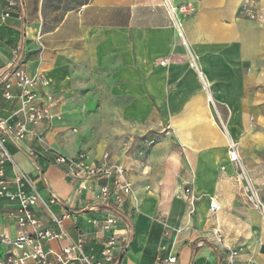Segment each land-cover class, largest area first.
Listing matches in <instances>:
<instances>
[{"label":"crops","instance_id":"1","mask_svg":"<svg viewBox=\"0 0 264 264\" xmlns=\"http://www.w3.org/2000/svg\"><path fill=\"white\" fill-rule=\"evenodd\" d=\"M14 1L0 22V118L12 132L22 120L13 79L11 97L2 95V74L17 60L48 82L34 89L49 116L27 124L43 142L12 133L5 141L41 196L33 215L66 233L43 247L59 252L79 231L84 252L98 257L107 232L91 221L112 212L126 238L119 264H224L215 229L239 248L238 262L264 264V213L247 204L228 154L237 144L246 177L264 195V23L238 17L241 0ZM81 152L92 163L105 153L121 163L136 204L98 201L105 179L72 199L77 182L54 158ZM4 178L13 191L9 162ZM210 197L218 211L208 209ZM16 208L0 199V233L16 235ZM0 248L3 259L11 248Z\"/></svg>","mask_w":264,"mask_h":264},{"label":"built area","instance_id":"2","mask_svg":"<svg viewBox=\"0 0 264 264\" xmlns=\"http://www.w3.org/2000/svg\"><path fill=\"white\" fill-rule=\"evenodd\" d=\"M0 1L5 3L0 6L1 22L8 14V10L15 5V1ZM174 9L173 7L168 8L172 18ZM179 10L184 13L187 12L185 6H180ZM237 16L252 22L264 23V5L260 0H241L238 5ZM174 22L179 28V24L175 19ZM179 34L181 35V33ZM160 63L163 64L164 62L160 61ZM11 79L14 80V84L19 91L17 112L22 116V120L15 123V131L12 132L7 119L0 118V199L4 198L17 202L15 215L17 230L14 237L6 233H0V246L11 248L5 258L0 259V264H52L49 255L54 256L57 264H119L117 250L123 245L126 238L118 234V217L112 212H108L102 220L92 219L91 221L92 225L107 232L98 257L84 252L83 244L85 240L83 234L79 231L75 240L62 247L59 252L43 247V240L57 239L66 235V233L64 231L55 232L43 227L40 220L33 215L31 208L42 201L41 196L32 187L27 175L13 163L12 157L5 146V141L7 136L12 133L16 139H22L30 134L39 142H43L40 135L27 128V124L35 125L49 116L48 108L36 102L37 93L34 89L36 83L46 86L48 82L36 75H29L23 69L21 63L15 60L1 77L3 82L2 95L6 99L11 97L9 92L12 85ZM47 98L50 99V96H47ZM148 143H152V141L150 140ZM228 154L232 162H239L236 145L233 142L228 143ZM7 162L12 164L14 170L13 184L15 188L13 191L10 189V183L4 178V166ZM54 162L64 167V175L67 178L77 182V189L72 199H76L77 195L87 188L90 181L105 179V182L99 186L96 193L98 201L102 203L111 201L112 206L116 209L121 208L125 197L131 198L133 203L136 204V198L124 166L121 163L112 162L107 153L96 163L89 162L86 154L82 152L73 157L57 154ZM245 179L248 180L246 176ZM245 190L250 192L248 200L260 212H263L264 207L259 199L257 189L248 182ZM186 193L190 194L189 188L186 189ZM190 199L195 200V196L190 194ZM208 209L211 212L220 209L219 203L213 197L209 198ZM62 218L53 217L52 221L57 226H61ZM213 235L216 246L224 251V264H248L237 261L239 248L226 245L219 230L215 229ZM175 260V256L166 259L168 262H175Z\"/></svg>","mask_w":264,"mask_h":264},{"label":"rangeland","instance_id":"3","mask_svg":"<svg viewBox=\"0 0 264 264\" xmlns=\"http://www.w3.org/2000/svg\"><path fill=\"white\" fill-rule=\"evenodd\" d=\"M262 3H263V1L262 0H260ZM150 141V139L147 141V143H145V145L144 144H142V152H143V154L142 155H144V153H145V151H146V149H148V147L150 146V145H152V143H148ZM237 145V144H236ZM236 149H237V153H238V157H239V162L238 163H235V162H233L232 164H233V167H234V175L236 176V177H238L239 178V182H240V184H241V186H242V189H243V194H244V199L246 200V202H247V204L248 205H251V206H253V207H255L254 206V204L253 203H251L249 200H248V194H250V192H246V190H245V187L247 188V186H248V182L253 186V183H252V181L250 180V179H248V180H246L245 179V176L247 175V171H246V169H245V165H244V162H243V156H242V154H241V152H240V149L238 148V147H236ZM258 187H256V189H257ZM257 193H258V195H259V199H260V201L262 202V204H263V207H264V195H261V193H260V191L257 189ZM263 213H264V208H263ZM1 249V248H0ZM0 257H1V254H0Z\"/></svg>","mask_w":264,"mask_h":264}]
</instances>
